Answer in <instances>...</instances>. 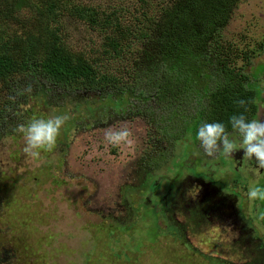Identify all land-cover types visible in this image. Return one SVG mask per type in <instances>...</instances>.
<instances>
[{
  "label": "rangeland",
  "instance_id": "1",
  "mask_svg": "<svg viewBox=\"0 0 264 264\" xmlns=\"http://www.w3.org/2000/svg\"><path fill=\"white\" fill-rule=\"evenodd\" d=\"M171 1L75 0L50 17L25 6L0 32L58 27L99 72L130 82L139 55L156 49L146 32L157 10ZM216 35L230 67L257 74L264 120V0H237ZM26 82H0V264H264V201L247 195L249 185L264 186L255 161L208 157L190 131L173 141L180 119L168 123L152 101ZM65 114L56 147L27 158L16 126ZM125 128L132 145L106 141L107 130ZM149 172L150 193L140 186Z\"/></svg>",
  "mask_w": 264,
  "mask_h": 264
},
{
  "label": "trees",
  "instance_id": "2",
  "mask_svg": "<svg viewBox=\"0 0 264 264\" xmlns=\"http://www.w3.org/2000/svg\"><path fill=\"white\" fill-rule=\"evenodd\" d=\"M74 1L0 0V22L7 26L25 6L50 17L60 6L68 8ZM236 1L173 0L160 7V15L146 32L156 49H144L139 55L130 82L99 72L86 55L67 47L58 27L40 29L39 24L31 23L22 33L0 32V82L19 75L28 80L27 85L32 81L42 91L74 88L97 91L101 98L118 102L152 101L156 111L168 112V123L180 119L179 128L170 133L173 141L189 131L198 141L196 133L205 122H222L231 133L230 116L243 113L249 120L255 119L258 93L251 85L259 83L256 73L236 70L220 57L216 34ZM73 8L83 14L90 11L86 5L75 4ZM110 46H117L115 40L110 39ZM238 100L246 102L247 111L236 103ZM6 111L0 109V124ZM151 176L147 173L140 184H148L149 193L154 189L148 183L155 180ZM161 201L170 209L165 198ZM261 257L264 261V255Z\"/></svg>",
  "mask_w": 264,
  "mask_h": 264
},
{
  "label": "clouds",
  "instance_id": "3",
  "mask_svg": "<svg viewBox=\"0 0 264 264\" xmlns=\"http://www.w3.org/2000/svg\"><path fill=\"white\" fill-rule=\"evenodd\" d=\"M236 103L246 108L244 100H238ZM70 119V116L56 115L48 118H33L29 122L21 123L16 126L14 131L23 136L25 147L23 149L27 158L39 160L42 152H51L57 144L61 129ZM228 123L231 127V133L228 127L222 122L202 123L196 133V138L200 142V147L208 157H216L218 154L232 156L239 149L245 150V159L255 158L257 169H264V120H249L243 113L234 114L229 117ZM133 133L129 129L106 131V141L113 146L132 145ZM239 137L241 143L236 139ZM250 200L264 201V186L251 184L247 192Z\"/></svg>",
  "mask_w": 264,
  "mask_h": 264
},
{
  "label": "flooded vegetation",
  "instance_id": "4",
  "mask_svg": "<svg viewBox=\"0 0 264 264\" xmlns=\"http://www.w3.org/2000/svg\"><path fill=\"white\" fill-rule=\"evenodd\" d=\"M259 109V108H258ZM255 119H259L258 118V112L256 113V118ZM244 155H245V150L244 149H239V152H235L234 154H233V157L235 158V159H240V161H244L243 159H244ZM246 161H248L250 164H253V162L255 161V158H253L252 160H249V159H245ZM257 165V164H256ZM262 170V169H261ZM234 212H236V216H237V213H238V210H236V211H234ZM238 217V216H237ZM239 218V217H238ZM239 219H241V217L239 218ZM252 240V239H251Z\"/></svg>",
  "mask_w": 264,
  "mask_h": 264
}]
</instances>
